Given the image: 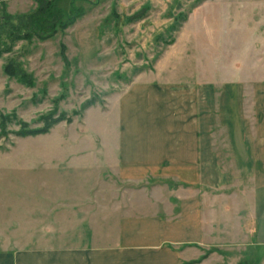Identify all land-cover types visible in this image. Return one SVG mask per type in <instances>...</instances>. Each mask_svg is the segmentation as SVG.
I'll return each mask as SVG.
<instances>
[{"label":"crops","instance_id":"obj_1","mask_svg":"<svg viewBox=\"0 0 264 264\" xmlns=\"http://www.w3.org/2000/svg\"><path fill=\"white\" fill-rule=\"evenodd\" d=\"M263 54L256 85L241 89L255 95V118L243 115L247 102L229 105L240 116L224 120L222 137L199 76L136 79L112 96L100 112L114 116V134L99 137L94 163L70 155L64 182L46 184V218L4 228L15 244L0 264H264Z\"/></svg>","mask_w":264,"mask_h":264},{"label":"rangeland","instance_id":"obj_2","mask_svg":"<svg viewBox=\"0 0 264 264\" xmlns=\"http://www.w3.org/2000/svg\"><path fill=\"white\" fill-rule=\"evenodd\" d=\"M55 2L64 11L75 6L84 13L54 37L19 41L0 58V252L15 244V233L1 232L20 224V215L46 218L48 206L41 193L47 194L49 182H64L70 155L87 154V166L95 162L99 137L113 135L116 124L114 116L100 111L136 79L178 84L182 74L199 76L201 104L209 105L217 136L224 135L226 118L240 116L229 105L247 102L242 113L249 121L255 118V95L245 93L244 87L257 83L264 0ZM37 7L35 0H0V15H28ZM10 61L20 64L33 84L7 76L4 67ZM88 102L92 106L83 110ZM63 114L72 122H61L48 134H17L23 124L37 129L45 116ZM32 191L39 205L28 196ZM46 224L41 223V232Z\"/></svg>","mask_w":264,"mask_h":264},{"label":"trees","instance_id":"obj_3","mask_svg":"<svg viewBox=\"0 0 264 264\" xmlns=\"http://www.w3.org/2000/svg\"><path fill=\"white\" fill-rule=\"evenodd\" d=\"M35 1L38 7L31 14L12 16L2 13L0 15V58L3 57V54L11 52L13 46L19 41L31 40L33 37H38L42 40L54 37L59 31H64L69 28L84 13L83 9L76 8L75 6L70 11H64L57 5L55 0ZM137 17L138 15L136 14L130 20L134 21ZM173 28L175 29V27ZM65 51L66 47L62 45L61 55L66 61ZM4 73L11 78L18 79L24 84H33L31 76L22 69L20 64H16V62L10 61L7 63L4 67ZM90 106H92V103L88 102L83 110L88 109ZM64 121L71 123L72 118L66 114L57 118L54 115H48L43 118V127L29 129L27 124H23L17 134L22 138L48 134L54 126Z\"/></svg>","mask_w":264,"mask_h":264}]
</instances>
